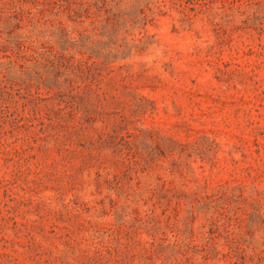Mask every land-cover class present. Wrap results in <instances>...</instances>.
<instances>
[{"label": "rangeland", "instance_id": "374dc122", "mask_svg": "<svg viewBox=\"0 0 264 264\" xmlns=\"http://www.w3.org/2000/svg\"><path fill=\"white\" fill-rule=\"evenodd\" d=\"M0 264H264V0H0Z\"/></svg>", "mask_w": 264, "mask_h": 264}]
</instances>
